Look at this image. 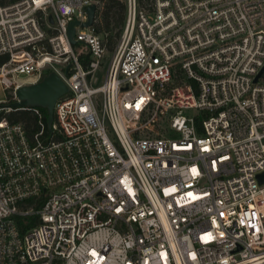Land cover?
<instances>
[{
	"label": "built area",
	"instance_id": "built-area-1",
	"mask_svg": "<svg viewBox=\"0 0 264 264\" xmlns=\"http://www.w3.org/2000/svg\"><path fill=\"white\" fill-rule=\"evenodd\" d=\"M102 2L0 6L4 103L68 90L2 106L0 264H264V0H125L111 51Z\"/></svg>",
	"mask_w": 264,
	"mask_h": 264
},
{
	"label": "water",
	"instance_id": "water-1",
	"mask_svg": "<svg viewBox=\"0 0 264 264\" xmlns=\"http://www.w3.org/2000/svg\"><path fill=\"white\" fill-rule=\"evenodd\" d=\"M85 11L87 13V21L85 23L80 24L77 21H72L68 26L67 37L72 45L75 44V27L88 28L92 25L95 6H88L85 8ZM49 20L52 22L51 18ZM263 72L264 69L261 71L260 75ZM67 91V87L60 78L54 73H49L36 84L18 88L16 90L17 100L4 107L10 109H19L23 107L44 109L47 113V129L51 130L55 102L59 97L66 94Z\"/></svg>",
	"mask_w": 264,
	"mask_h": 264
},
{
	"label": "trees",
	"instance_id": "trees-1",
	"mask_svg": "<svg viewBox=\"0 0 264 264\" xmlns=\"http://www.w3.org/2000/svg\"><path fill=\"white\" fill-rule=\"evenodd\" d=\"M19 0H0V6H4L10 3H14ZM141 1V2H140ZM147 0H139L140 4ZM102 9L99 12V22L96 25V32L98 34L108 35L114 33L113 36H106L108 50L111 51L113 46L120 35L121 28L125 20V0H103ZM12 103V102H10ZM43 114V121L45 124L46 131V117L47 113L44 109L39 108ZM6 116L9 122H20L22 123L27 133L32 137L37 131L38 127L36 124V117L29 111H14L8 114L0 116ZM24 229V228H23Z\"/></svg>",
	"mask_w": 264,
	"mask_h": 264
},
{
	"label": "rangeland",
	"instance_id": "rangeland-1",
	"mask_svg": "<svg viewBox=\"0 0 264 264\" xmlns=\"http://www.w3.org/2000/svg\"><path fill=\"white\" fill-rule=\"evenodd\" d=\"M140 2H141V1H140ZM103 35L105 36V34H103ZM108 35H109V36H113L114 33H109ZM108 35H107V36H108ZM25 78H26V76H21V79H25ZM98 82H99V80H98ZM9 98H10V96H8V94H7L6 92H4V91L2 90V87L0 86V116L3 115V113L5 112V111H4L5 109H3L4 107H2V106H6V105L10 104V103H7V104L4 103V102L7 101ZM4 114H5V113H4Z\"/></svg>",
	"mask_w": 264,
	"mask_h": 264
}]
</instances>
